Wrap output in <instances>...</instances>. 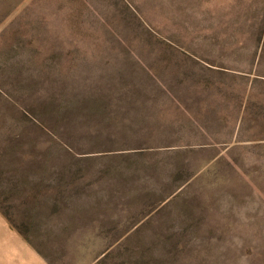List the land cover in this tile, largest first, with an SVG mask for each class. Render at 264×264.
Returning a JSON list of instances; mask_svg holds the SVG:
<instances>
[{"label": "rangeland", "instance_id": "rangeland-1", "mask_svg": "<svg viewBox=\"0 0 264 264\" xmlns=\"http://www.w3.org/2000/svg\"><path fill=\"white\" fill-rule=\"evenodd\" d=\"M0 211L49 264H264V0H0Z\"/></svg>", "mask_w": 264, "mask_h": 264}, {"label": "crops", "instance_id": "crops-1", "mask_svg": "<svg viewBox=\"0 0 264 264\" xmlns=\"http://www.w3.org/2000/svg\"><path fill=\"white\" fill-rule=\"evenodd\" d=\"M0 264H49L0 211Z\"/></svg>", "mask_w": 264, "mask_h": 264}]
</instances>
